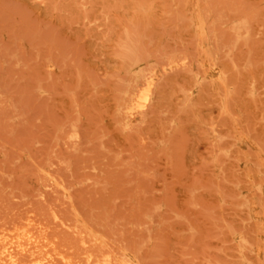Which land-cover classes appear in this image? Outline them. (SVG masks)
I'll return each mask as SVG.
<instances>
[{
  "label": "rangeland",
  "instance_id": "374dc122",
  "mask_svg": "<svg viewBox=\"0 0 264 264\" xmlns=\"http://www.w3.org/2000/svg\"><path fill=\"white\" fill-rule=\"evenodd\" d=\"M0 264H264V0H0Z\"/></svg>",
  "mask_w": 264,
  "mask_h": 264
},
{
  "label": "bare ground",
  "instance_id": "6f19581e",
  "mask_svg": "<svg viewBox=\"0 0 264 264\" xmlns=\"http://www.w3.org/2000/svg\"><path fill=\"white\" fill-rule=\"evenodd\" d=\"M152 83H153V77H150V79L146 81V85L143 88L144 89L143 90L144 92L139 95V99L140 100L141 99H144V98L146 99V95L148 94V91L150 90Z\"/></svg>",
  "mask_w": 264,
  "mask_h": 264
}]
</instances>
